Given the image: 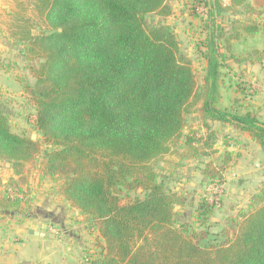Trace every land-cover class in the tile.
Listing matches in <instances>:
<instances>
[{"label": "trees", "instance_id": "16d2710c", "mask_svg": "<svg viewBox=\"0 0 264 264\" xmlns=\"http://www.w3.org/2000/svg\"><path fill=\"white\" fill-rule=\"evenodd\" d=\"M219 1L204 0L212 21L201 86L168 23V0H33L45 26L37 35V21L24 10L13 17L10 37L23 45L28 62H38L30 67L35 85L24 90L43 142L15 134L0 106V161L27 183L26 165L43 155L44 174L103 241L89 264H264V189L254 196L256 207L241 212L223 240L213 242L209 230L177 228L175 207L184 200L166 190L153 167L184 139L198 155L196 139L185 134L186 116L198 104L208 130L209 121L232 126L264 152V121L250 111L219 107L228 60L220 47L224 34L213 21ZM230 2L231 8L254 9L249 0ZM254 5L263 8L264 0ZM259 30L256 24L245 28L249 34ZM237 39L224 37L230 54ZM213 139L210 131L203 145L210 148ZM229 162L228 155L222 168L208 166L204 176L216 180ZM21 204L0 192V210ZM196 211L205 227L214 205L203 199Z\"/></svg>", "mask_w": 264, "mask_h": 264}, {"label": "rangeland", "instance_id": "374dc122", "mask_svg": "<svg viewBox=\"0 0 264 264\" xmlns=\"http://www.w3.org/2000/svg\"><path fill=\"white\" fill-rule=\"evenodd\" d=\"M168 3L173 11L168 23L177 35L182 55L191 60L201 86L207 65L208 25L212 21L208 9L204 0H168ZM249 4L254 9L231 8L230 0H220L221 7L213 19L224 37L238 38L231 41V54L224 37L220 41L228 60L224 62L219 107L240 113L250 111L264 121V7H256L254 0H249ZM23 10L38 23L34 34L45 30L35 16L33 0H0V106L15 134L43 142L35 126V107L24 90L25 84L35 85L30 67L38 62H28L22 54L23 45H18L9 34L13 17ZM158 20V16L149 18L150 22ZM251 24L259 26L258 33L245 32ZM199 105L190 109L185 129L187 136L196 139L193 146L198 155L188 151L184 139L173 153L155 160L153 167L166 190L184 200L183 206L175 207L177 228L209 230L210 240L219 242L223 240V232L241 220V212L256 207L254 196L264 189V152L249 134L232 126L209 121L208 130L201 120ZM210 131L214 139L209 148L203 141ZM228 155L230 162L222 175L213 181L207 179L203 171L208 166L222 168ZM42 159L41 154L38 161L26 165L23 176L27 183L19 181L11 164L0 161V192L14 201H22L21 209L0 210L1 236L19 246L23 244L22 236L27 238L28 228L44 234L43 239L31 240L42 244L47 263L38 259L23 264H89L87 259L100 252L103 241L94 229L88 228L86 218L59 195L58 182L44 174ZM203 199L214 205V213L205 227L196 220V210Z\"/></svg>", "mask_w": 264, "mask_h": 264}, {"label": "crops", "instance_id": "0c3cea01", "mask_svg": "<svg viewBox=\"0 0 264 264\" xmlns=\"http://www.w3.org/2000/svg\"><path fill=\"white\" fill-rule=\"evenodd\" d=\"M30 230L34 229H27L25 233L27 238L22 236L23 244L19 246L16 243H10L9 240L6 241L0 232V264H23L38 259H40L39 261L46 262V252L42 249V244L31 240L43 239L44 234L40 232L42 236H34L29 234Z\"/></svg>", "mask_w": 264, "mask_h": 264}, {"label": "water", "instance_id": "95a60500", "mask_svg": "<svg viewBox=\"0 0 264 264\" xmlns=\"http://www.w3.org/2000/svg\"><path fill=\"white\" fill-rule=\"evenodd\" d=\"M29 234L34 235V236H42V234L39 231H35V230H30Z\"/></svg>", "mask_w": 264, "mask_h": 264}]
</instances>
